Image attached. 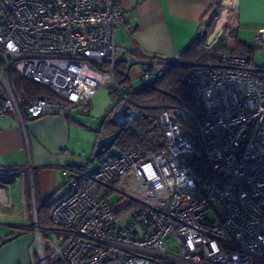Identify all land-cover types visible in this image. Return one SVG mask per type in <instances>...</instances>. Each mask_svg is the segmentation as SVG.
<instances>
[{"label": "built area", "instance_id": "obj_1", "mask_svg": "<svg viewBox=\"0 0 264 264\" xmlns=\"http://www.w3.org/2000/svg\"><path fill=\"white\" fill-rule=\"evenodd\" d=\"M236 11L231 5L206 48L224 38L233 50ZM124 22L113 0H0V117L66 116L74 107L89 113L99 89L130 104V85L117 76L115 28ZM254 42L264 48V30ZM130 61L143 63L145 81L170 65L164 57ZM18 77L58 100L39 96L26 104ZM184 82L193 108L161 111L160 150L105 153L92 173L62 169L60 194L49 200L53 230L46 240L37 232L30 264H264V67L226 51L194 65ZM131 203L135 214L119 223ZM33 213L36 219L35 203ZM170 237L178 254L168 251Z\"/></svg>", "mask_w": 264, "mask_h": 264}, {"label": "crops", "instance_id": "obj_2", "mask_svg": "<svg viewBox=\"0 0 264 264\" xmlns=\"http://www.w3.org/2000/svg\"><path fill=\"white\" fill-rule=\"evenodd\" d=\"M118 1L126 23L115 28V42L120 48L117 76L130 85L131 91L138 90L133 87L141 78L143 63H133L130 57L141 61L176 59L218 13L216 30L206 40L215 39L212 37L217 35L218 24L223 20V28L231 5L237 9L236 40L230 43L231 48L248 47L253 51L252 63L264 67V48L254 42L258 32L264 30V0ZM135 65L139 73L133 80ZM111 92L99 89L92 96L89 113L74 107L66 116L22 121L13 111L0 117V177L10 184L0 185V264H30V250L35 243L30 225L33 203L36 198L46 201L60 194L63 168H84L89 172L91 168L92 172L98 169V163L90 162L96 143L103 136V121L117 103Z\"/></svg>", "mask_w": 264, "mask_h": 264}, {"label": "trees", "instance_id": "obj_3", "mask_svg": "<svg viewBox=\"0 0 264 264\" xmlns=\"http://www.w3.org/2000/svg\"><path fill=\"white\" fill-rule=\"evenodd\" d=\"M113 3L115 7L120 8L118 0H113ZM217 18L218 13H215L203 33L190 43L175 63H170L162 76L145 83L138 90L130 91V104L135 108L136 115L118 138L115 144L118 151L115 154L124 153L131 148H140L144 155L149 156L163 147L165 136L159 115L163 109L168 107H193V97L185 86L184 78L194 65L208 60L216 61L226 51L238 55H247L252 59L253 51L251 49L238 45L231 50L224 38H220L211 49L205 47L204 42L211 33ZM220 27L218 25L217 33L220 32ZM16 86L26 104H31L39 96H48L52 101L58 100L49 88L32 80L18 77L16 78ZM111 94L117 99L115 111L124 103V99L116 91H112ZM111 115L103 121V127L100 130L103 136L115 130L110 120ZM28 201L32 206L31 198ZM35 202L41 238H46V228H50L53 224L51 219L52 203L49 200L38 201V198L35 199ZM131 205L134 204L131 203ZM45 253L49 255L50 249L47 248ZM47 264L68 263L61 259L51 258Z\"/></svg>", "mask_w": 264, "mask_h": 264}, {"label": "rangeland", "instance_id": "obj_4", "mask_svg": "<svg viewBox=\"0 0 264 264\" xmlns=\"http://www.w3.org/2000/svg\"><path fill=\"white\" fill-rule=\"evenodd\" d=\"M226 13H227V12H226ZM216 22H217V20H216ZM216 22H215V24H216ZM222 24H223V20H222V22L219 23L218 25L221 26ZM220 28H221V27H220ZM221 29H222V28H221ZM215 30H216V25H214V27H213V29H212V31H211L210 34L214 33ZM210 34H209V35H210ZM215 34H217V32H216ZM215 34H213V35H215ZM212 38H215V36H213ZM218 40H219V39H218ZM178 58H179V57H178ZM178 58L170 60V63H175V61H177ZM138 71H139V68H138L137 65H135V66L133 67V71H132V73H131V75H132L131 77H132L133 80H135L137 73H139ZM150 81H151L150 79H149L148 81H145V80H143L142 78H139V81L136 82V84L134 85L133 88H134V89H139L142 85H144L145 83H148V82H150ZM192 108H193V107H192ZM117 151H118V150H117L116 146H114V147L111 149V151L108 152V153H112V154H114V153L117 152ZM97 163H98V159L94 160L93 162H90V164H92V165H95V164H97ZM92 170H94V169L91 168L90 172H92ZM113 197H114L113 200H116V199H117L116 195H114ZM135 209H136L135 206L130 205L129 207H126L125 209L120 210L119 218H118L119 223H122V224H126V223H128V222L131 220V218L133 217V215L135 214ZM4 210H6V211H4V212H7V211L13 212V211H14V210H8V209H4ZM4 212H3V213H4ZM208 217L213 218V214H212V212H208ZM35 223H36V224H35ZM30 225H32V229H33V232H34V234H35V240H36V238H38V237H37V232L40 233V237H41L42 235H41V232H40V230H39L38 220H37V218L35 219V217H34V213H33V212L31 213V224H30ZM52 226H53V225H51L50 228H46V232H45V233H47V232H49V231H52V230H53V229H52ZM48 237H50V239H52V240H54V241L57 242V236L55 235V233H49V234H48ZM42 238H44V237H42ZM44 240H46V238H44ZM31 248H32V247H31ZM167 248H168V251H169V252H171V253H175V254H178V252H177V242H176V240H175L174 238H172V237L169 238V242L167 243Z\"/></svg>", "mask_w": 264, "mask_h": 264}, {"label": "water", "instance_id": "obj_5", "mask_svg": "<svg viewBox=\"0 0 264 264\" xmlns=\"http://www.w3.org/2000/svg\"><path fill=\"white\" fill-rule=\"evenodd\" d=\"M135 115V108L127 102L122 103L121 106L112 113L110 120L115 130L98 139L96 148L91 157L92 161L111 151L122 134L123 129L133 121Z\"/></svg>", "mask_w": 264, "mask_h": 264}, {"label": "bare ground", "instance_id": "obj_6", "mask_svg": "<svg viewBox=\"0 0 264 264\" xmlns=\"http://www.w3.org/2000/svg\"><path fill=\"white\" fill-rule=\"evenodd\" d=\"M221 31V30H220ZM220 33V32H219ZM219 33H217V35L219 34ZM217 35H216V37H217ZM214 40V39H213Z\"/></svg>", "mask_w": 264, "mask_h": 264}]
</instances>
